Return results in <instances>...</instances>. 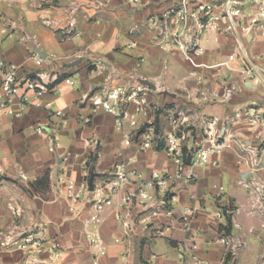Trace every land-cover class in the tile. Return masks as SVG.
I'll return each mask as SVG.
<instances>
[{
    "label": "crops",
    "instance_id": "1",
    "mask_svg": "<svg viewBox=\"0 0 264 264\" xmlns=\"http://www.w3.org/2000/svg\"><path fill=\"white\" fill-rule=\"evenodd\" d=\"M178 1L142 0L135 6L128 0H0V59L15 63L19 74L33 76L40 70L57 80L52 84L55 87L40 98L42 106H26L16 117L0 111V232L13 221L19 224L16 233L42 225L47 238L62 248L63 257L51 262L43 253L38 256V264H180L178 253L184 248L196 249L208 264H221L226 249L216 238L229 230L227 218L214 216V211L221 208L236 210L234 222L238 227L233 231L243 233L248 246L264 237V230L250 232L256 222L249 214L253 195L247 186L252 178L264 183V156L256 170L244 164L251 155L242 150L240 142L246 146L257 143L244 124L226 133L229 146L207 164L183 168V176L174 184L176 202L171 217L139 208L128 211L114 198L98 224L104 254L83 236L82 220L89 210L83 207L77 216L69 214L56 187L59 173L65 171L81 180L86 167L94 173L93 183L98 182L109 175L120 153L130 160L129 169L143 177L152 171L175 172L173 161L161 148L120 146L114 118L82 101L105 87L121 82L143 84L147 80L154 86L143 84L149 88L153 104L176 107L197 128L203 115L214 116L222 123L234 110L262 99L259 91L236 75L227 80L237 89L226 99L216 96L215 84L224 74L215 64L237 48L238 38L250 55L264 52V38L258 31L237 36L204 31L199 39L204 53L194 67L177 50L160 46L159 30L153 21L166 20L165 13ZM190 1H204L217 11L226 2ZM252 9L247 2L240 7L241 11ZM76 32L80 33L77 37ZM36 55L43 58L40 67L35 65ZM67 77L73 84L63 83ZM48 104L53 110H62L66 121L46 109ZM155 119L166 127L164 113L157 112ZM38 125L44 126L45 133L34 130ZM52 135L58 143L54 151L48 148V136ZM87 139H92L93 145H85ZM44 172L47 187L33 189L31 183ZM190 173L192 178L186 179ZM190 206H195L196 212L188 216L185 209ZM116 212L129 222V228L115 218ZM0 250L1 264H31L22 252Z\"/></svg>",
    "mask_w": 264,
    "mask_h": 264
},
{
    "label": "built area",
    "instance_id": "2",
    "mask_svg": "<svg viewBox=\"0 0 264 264\" xmlns=\"http://www.w3.org/2000/svg\"><path fill=\"white\" fill-rule=\"evenodd\" d=\"M142 0H128L129 3L139 6ZM225 5L217 11L215 7L204 1L191 2L179 0L164 15L166 20L154 19L153 25L159 30L160 46L166 49L177 50L182 58L191 66H197L196 59L204 53V47L199 43L200 36L206 30H213L217 34L234 33L236 36L243 32L252 34L258 31L264 38V0H244L252 6L251 11H241L242 0H225ZM240 29V31H238ZM65 35L66 32H63ZM76 37L80 33L74 34ZM134 44H131L132 46ZM237 48L229 51L224 60L215 64L217 71L223 75L215 82L216 96L226 99L236 91V84L227 82L231 76H238L247 82L253 90L262 94L264 100V52L250 55L242 46L241 40H236ZM35 65L40 67L43 58L36 55ZM19 67L13 63L0 59V111L16 117L21 115L26 106H42L40 98L51 91L57 80L44 71L37 70L33 76L26 73L19 74ZM67 85L73 84L71 78L63 79ZM220 90V93H219ZM149 88L143 84L119 83L115 86L105 87L98 93H92L82 98L92 107L110 114L114 118V125L119 134V144L123 147L144 150L147 148H161L175 165V172L152 171L143 177L135 169H129L130 160H125L123 153L113 164L109 175L93 183L89 189L88 181L90 169L86 167L83 178L76 180L65 171L56 178V187L62 192L66 202V211L77 216L83 207L89 210L88 215L82 220V233L86 241L104 254L105 245L98 228L101 213L106 207L112 205L113 199L118 198V206L130 211L139 208L152 215H173V204L176 202L175 181L181 178L185 166H202L207 164L211 157L220 153L229 146L226 133L237 125H246L255 135L257 143L246 146L240 142L243 151L251 157L244 160L249 169L256 170L261 165L264 156V104L252 101L246 106L234 110L226 119L219 122L214 116L199 117L201 127L195 124L174 106H158L153 104L148 97ZM52 114L66 118L62 110H53L48 104L44 106ZM157 112L164 113L166 127L162 128L156 121ZM38 134L45 133L44 126L34 128ZM54 135L48 136V148L54 151L57 146ZM87 146L93 145L92 139L84 141ZM87 162V161H86ZM21 178H25L20 174ZM192 178L188 174L186 179ZM131 186H135L132 188ZM247 186L251 187L253 205L264 201V183L252 178ZM222 191L223 188L219 187ZM262 203H260L261 205ZM196 212L195 206L185 209L188 216ZM234 209H216L214 216L230 221L229 232L220 233L216 242L222 244L226 253L237 254L245 244L242 237L233 232V227H238L234 222ZM250 215L252 214L249 213ZM264 215V214H263ZM115 218L129 228V222L124 220L120 212L115 213ZM143 221L145 219H142ZM18 248L26 255L28 263L38 264V256L46 253L49 261L61 260L63 250L54 240L46 236L42 225H36L26 230L17 243ZM196 249H182L178 253L180 264H208L196 254ZM223 263V262H222ZM221 263V264H222Z\"/></svg>",
    "mask_w": 264,
    "mask_h": 264
},
{
    "label": "rangeland",
    "instance_id": "3",
    "mask_svg": "<svg viewBox=\"0 0 264 264\" xmlns=\"http://www.w3.org/2000/svg\"><path fill=\"white\" fill-rule=\"evenodd\" d=\"M262 172H264V170H262ZM260 203L262 204L260 205ZM251 212L252 214L250 215V217L253 218L256 223H253V226L251 225L253 229L250 232L254 233L256 228L257 230H261L262 232L264 230V201L258 202L255 205H251L249 213ZM16 226H19V224H16L15 221H13L6 230H1L0 232V247L8 250V252H13L16 250L22 252L18 248V245L16 243L18 239L22 235H24V232L30 229L28 227H25L24 229L21 227L23 230L19 229V232L16 233ZM254 235H256V233ZM240 236L242 237V240H244L245 244L238 250L237 254L235 255H231L230 252H227L226 255H230V260L225 263L226 259H224L222 264H264V237L255 239L254 246L250 247L248 246L249 240L246 238V236L243 233H240ZM0 251L2 252V250Z\"/></svg>",
    "mask_w": 264,
    "mask_h": 264
},
{
    "label": "trees",
    "instance_id": "4",
    "mask_svg": "<svg viewBox=\"0 0 264 264\" xmlns=\"http://www.w3.org/2000/svg\"><path fill=\"white\" fill-rule=\"evenodd\" d=\"M31 187L35 190L42 189L44 190L47 187V172H44L40 177H38L33 183H31ZM228 226L230 228V221L228 220ZM227 228V230L229 229ZM230 260V255L226 256L225 263Z\"/></svg>",
    "mask_w": 264,
    "mask_h": 264
},
{
    "label": "water",
    "instance_id": "5",
    "mask_svg": "<svg viewBox=\"0 0 264 264\" xmlns=\"http://www.w3.org/2000/svg\"><path fill=\"white\" fill-rule=\"evenodd\" d=\"M142 83L146 84L147 86H149L151 88H154L153 84H151L147 80H144ZM259 103L264 104V100H259ZM93 178H94V173H91L90 176H89V181H88L89 189L93 188Z\"/></svg>",
    "mask_w": 264,
    "mask_h": 264
}]
</instances>
